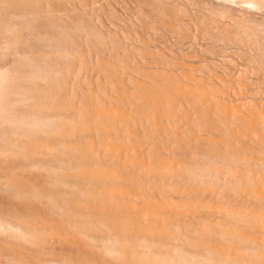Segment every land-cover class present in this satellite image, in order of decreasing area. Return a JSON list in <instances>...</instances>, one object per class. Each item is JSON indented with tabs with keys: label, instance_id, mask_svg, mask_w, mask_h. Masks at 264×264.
Segmentation results:
<instances>
[{
	"label": "bare ground",
	"instance_id": "obj_1",
	"mask_svg": "<svg viewBox=\"0 0 264 264\" xmlns=\"http://www.w3.org/2000/svg\"><path fill=\"white\" fill-rule=\"evenodd\" d=\"M2 1H0V4H2ZM11 1L12 0H10V2ZM13 1L11 2V4L14 3ZM16 1L20 2V4L16 5L15 4L17 3ZM16 1L14 3L16 7L20 5L26 7L27 4H30L27 2H31V0H24V1L16 0ZM35 1H32L35 3L34 5L37 4L39 6L37 8H41L40 4L42 2H40L39 0L38 2ZM45 1L43 0V3H45ZM50 1H48V3ZM63 1L58 0L57 3L62 4ZM84 1L87 2L84 3ZM156 1L157 0H155L154 2ZM246 1L248 2L249 0ZM252 1L254 4L255 3L254 0ZM252 1L249 2L251 3ZM255 1L258 2L259 4L261 0H255ZM82 2L83 4H81ZM97 2L98 1H95V3ZM127 2H125V4H127ZM131 2L130 4L133 3V5L136 3V2H132V3ZM237 2L235 0V3ZM262 2H264V0ZM3 3L4 4H2V6L4 5L3 7L5 8L7 3L6 5L4 1ZM48 3L46 2L42 6L43 10L41 11L43 12L38 11V9H36L37 5L33 7L30 5L33 10L30 11V8L28 9L27 8L28 5H27L25 9L26 10L28 9L26 13H29V15L26 16L24 10V12L22 11V13L23 15L25 14V16L24 17L23 15H21V17L19 16V20L21 19V21L22 20L24 21L26 17L30 18L29 20L30 22L29 21L27 22L29 25L26 24L28 25L27 26L28 28L24 24L25 28H27V31L30 25L36 26L34 30L39 28L40 31L42 27L44 29L45 27L44 25L46 23H50V24L55 23L54 24L55 26L52 24L51 25L54 26L55 28L57 25L59 27L57 28L62 31L61 33L56 32L61 34V36L59 35L61 37L60 39L61 45L63 44L65 45L64 51L63 49H61L64 48V46L61 48L59 47L60 49L58 48L55 49L57 51L59 50L58 52L56 51V54L59 53L57 54V56L59 55L58 58L57 57L55 59L52 58V56H54L53 54H55L54 52L55 50L45 51L47 44H50L49 42H47V44L45 43L46 44L45 50L42 49V47L41 48L37 47L38 46L37 44H35L37 46L35 45L32 46L33 43L28 44V48L25 56L22 54L23 55L22 57H24V59H20L23 60L24 63L26 62L25 64H27L28 63L27 61H29V63L31 62L34 65L35 64L37 65L36 67L37 70L36 69L33 70L34 72L37 71L39 74L37 72L36 73L33 72L35 76H32L34 74L32 73L30 74L29 72L31 71H24L23 75L26 74L25 72H28L31 78L34 79L33 81H35L32 83L33 84L35 83L34 85H36L37 83L41 82L42 83L40 84L41 86L35 89L34 85L28 81L31 85H33V88L36 91H31L32 88L31 89L26 88L27 89V90L25 89L26 91L25 90L22 91L25 86L24 87L22 86L23 89L20 87L22 90L17 87L18 89H20V91L15 89L13 90L12 88H11L12 91L11 90L9 91L8 89H6L8 86H9L8 88H10V86H17V85H13L16 82L21 83L20 81H15L16 80L15 78L17 77L18 80L19 77L20 79L19 74H22V70L21 73H18L19 71L16 70L18 75L15 74L16 77L14 78L13 76V79H15L13 80L11 74H9L10 71H12V69L11 70L9 69L10 71H8V69L5 68L7 67L6 66L7 63L5 62L6 65L5 63L3 65V63L0 62L3 66H5L3 67L2 65H0V120H1L0 131H3L2 128L5 130V128L12 126L14 127L12 128L15 129V126L17 125L15 122H18V125L20 123L22 124V125L20 124L21 126L20 125L16 126L18 128L21 127V129L19 128V131L16 129H15L16 131L14 130L11 131L8 130L7 128V130L1 132L0 135L1 136L0 143H2V147H0V171L2 172L0 174L2 175L1 176L2 180L0 181V183L2 184H0V187H2L4 191L7 188L5 191L6 193L10 192V195L7 193L10 197L6 193L3 194L5 195L6 198H2L0 195V264H264V113H263L264 108L263 110H261L264 102H261L258 96H256V93L258 92L254 91L252 93L254 94V96L252 95V97L256 98L257 101L259 100V102H261V103L258 102L261 105V109L257 108L258 104L257 103L255 104L256 101L255 99L253 100L254 104L249 105V103L253 102V101L249 102L248 100L251 97V93H250V97H247L248 99L245 97V94L243 96L245 99L243 100L240 99L241 98L240 95H243V93L239 95L241 91H238L239 93L237 91L235 92V89L232 88L233 82L230 81L232 85L229 84L230 82L229 83L227 82L228 84L225 83L226 81L223 82L224 80H226L224 79V77H222L224 79L223 81L222 79L220 80L222 81V83H225L224 88L228 86L227 87L228 89L229 85H231L232 87L230 88H232L233 90L232 89L229 90L230 93L228 94V92L224 88H221L219 86V84H221V86H223L224 84L222 85V83H219L217 85V82L219 81L215 82L214 81L215 79L214 80L210 79L211 76L214 77L213 75H211L214 69L212 70L211 68V71H209L210 69L208 70L211 76L208 75L207 78L209 77V80L205 81L204 75L206 74H204L205 72L203 73V71L205 70L202 69L206 68L207 64H211L208 63L209 58L205 57L206 55H202L204 58L207 59V60L205 59L207 61L206 67L204 65L205 63L201 64L203 62H200L201 64L200 66L193 64L192 62L191 64L193 65H191V68L188 67L189 69H187V67L184 65L186 67V71L183 70V68L185 69V67L180 66L186 62L181 63L178 61L180 59H184V58L186 59L187 57H189L190 54L188 56L186 55L185 57L184 55H182L184 58H180L179 60H177L178 64H176L177 62L176 63L173 62L177 65L175 66L173 63H171V60H169L170 55L169 58H166L167 56H164L165 51H159L160 54L163 53V56L166 58V59L161 58L166 60L165 62L166 65L162 64V62L164 63V61L158 57H157L158 60L155 57V60L151 61V63H153L152 65L151 63H149V60L147 64H144V62L146 63L147 60L145 59L146 56L144 54H146L148 50H146V47L144 46L145 47V48L143 47L145 49L144 52L146 51L147 52L143 53V51L139 49L140 48L139 46L138 48H136L137 46L134 45V44H138V42L137 43L134 42L136 41L140 42L143 39V37L140 36L141 32L140 34L136 33L137 30L133 32L139 34L138 38L141 39L135 40L134 38L135 37L137 38V35L134 36L132 32L131 35L130 33L128 32L126 33L124 31L125 32V33L123 32L125 34L124 42H126L129 39V37H131L133 41L135 40L134 42L131 41L132 43L129 42L126 44L127 45L131 44L129 46L136 53L135 56L133 52L132 54L134 56L131 57L136 58L138 56L137 58L139 59H137L136 61L141 59L142 62L140 61V63L137 62L136 64H131L129 63L130 58L129 57L127 58V56L126 58L125 56L123 57L122 53L120 54V52L119 53L116 52V54H112L113 56L111 55V53L110 55L107 56L105 55L106 54L105 53L104 54L105 57H104L103 56L104 51L103 52L100 51L102 52V57H100L99 54L98 56H93L92 58V54L94 55L95 52L93 51L94 53H92V50H90L91 45L89 46L88 50L86 49L87 52L85 50L86 47L84 46L88 43L91 44L92 43L91 40L97 41V44L102 42L103 39L102 37H104L102 35L103 30L98 32L97 31L98 29H96L95 32L94 26L99 25L104 27V24L102 23L107 19L105 15L106 13H104L103 11L106 17L105 20H103L104 18L101 19L99 17L100 14L96 15V17L98 16V19L97 18L94 19V20L97 19L93 23L94 31L91 27H89L91 28V30L87 29V31H84L86 32L84 33L86 38L85 45L83 46L82 44L83 42L80 41V44L82 45V47L80 48L78 39L81 40V37H78L77 34H74L72 29L78 27L80 30H82L81 28L82 25H80L81 27L77 25L79 24L77 22L78 19L76 21L77 24L74 23V20H72L74 25L76 24L75 28L74 27L71 28L73 25L72 22H71L72 25L68 23L70 21L69 20L70 18L73 19L72 17L73 14L71 15V10L72 12H75L74 10H76L75 9L76 6L74 5V2L68 3L69 7L63 10L62 12L58 11L59 10L58 9L57 11L60 12L59 14L57 13L56 10H53L58 7L55 5V8H51ZM50 3L54 6L56 2H54V4L53 1ZM81 3L79 2V4L83 6L86 4V5H90L92 8L93 7L96 8L95 3H94L95 6H92L94 5L93 2H91L92 5L87 4L90 3L88 0H82ZM109 3L111 2L109 1ZM139 3L141 2L139 1ZM147 3L145 5H147ZM187 3L188 0L186 4ZM201 3L203 4V2ZM207 3L208 2H206V4ZM211 4L213 5V3ZM238 4L240 3L238 2ZM258 4H256V6L254 5V7L263 8L264 4L261 3L260 4L261 6L260 5L257 6ZM98 5L100 4L98 3ZM189 5L190 4L188 3V6ZM8 6L9 8H11L9 2H8ZM90 6H86L82 9L85 12V8L87 7L91 8ZM147 6L149 7V5ZM172 6L174 5L172 4ZM200 6H202L201 8H204V6L206 5H200ZM215 6L218 7V9L215 7V10L216 9L219 10L220 5L219 6L215 5ZM247 6L248 5H246L245 7ZM14 7L15 6L13 5V8ZM139 7H137L136 11H138ZM161 7L162 9L158 10L159 13L162 15H167L168 11H166L165 9L166 6L165 7L161 6ZM181 7L182 6H180L179 8L177 6V8H179L178 10H180L178 11V13L179 14L181 13V15H183L181 16V18L185 17L186 15L188 19H186L185 17L184 19L182 18L180 20H182L183 25L185 22L187 24V21H184L185 19L189 20V23L191 22L190 23L191 25L193 22L192 19L194 14L192 15V17L191 15L189 16L190 13L189 14H187L186 12L184 13L185 10H183V8H185L186 11L189 12L190 10H188V7H184V4H183V8ZM195 7L196 6L193 5V9ZM210 7L212 8L213 6ZM222 7L220 9H222ZM233 7L236 8L235 6ZM13 8L12 11H10L9 9L6 10L5 8L6 11L5 14H7L9 11L14 13L15 10L21 8V6L15 8V10H13ZM64 8L65 6L63 7V9ZM140 8H143V10L140 9L139 13L141 11H144L145 9L143 6H141ZM159 8L157 7L153 9L157 10ZM238 8L240 10L242 7L241 8L237 7V9ZM257 8L254 10H258ZM121 9H126V8H121ZM129 9H127V11H129ZM248 9H245V11L246 10L248 11ZM79 10L81 9L79 8ZM227 10L228 9H226V11ZM0 11L1 14L2 13L1 8ZM54 11L56 12L54 13ZM89 11L91 10L89 9ZM171 11L175 12L176 10L174 9ZM229 11L230 10H228L227 12ZM93 12H95L94 9ZM120 12L119 14H121ZM132 12L134 13V11ZM213 12L215 11L213 10ZM213 12H211L212 15ZM227 12L225 13L224 11L226 15L222 14V16H226L228 19H226V17L224 20L221 18L223 21L219 18L221 16L220 13H219L220 16H217L218 17L217 20L220 19L222 21V22L219 21L220 23H224L225 20H229V17L227 16L229 14ZM234 12L232 16H236L235 14L237 13L234 14ZM248 12L250 13V11ZM260 12H262V10ZM19 13L22 14L21 11ZM56 13L58 14L57 16H59V19H57L56 17L57 21L55 22L53 20ZM88 13L86 12L87 15L86 17L88 16L90 17L93 14L92 12L91 15H89ZM108 13H110V11ZM178 13H173L172 15ZM243 13H244V9H243ZM243 13L242 10L239 12V14H241L240 15L241 20L239 19V16L238 17L236 16L239 23L241 22L240 25H243L245 28H248L247 24L250 27L252 22L255 23L260 19L258 22L261 25V29H263L262 28L263 24L261 22H264V15L262 16L260 14V17L259 16L257 17V13H256L255 19L256 17L259 19L256 20L253 19L255 22L253 20L251 22V18L253 17L252 15H249L251 17L249 18L251 22L249 25L248 16H245L246 14L244 13L245 14L244 15ZM12 14L11 13L8 14L11 15L10 16L11 21L18 19V16L16 15H20L18 13L14 14L17 17L16 18ZM114 14L117 15L118 13H114ZM135 14H130V15H134L136 18L138 13L135 12ZM179 14L177 15V17L176 16L174 17L177 19L179 16L180 18ZM216 14L214 15L216 16ZM116 15L115 16L113 15L114 19ZM198 15H200V13ZM198 15L196 17L197 21L199 18ZM202 15H203V11H202ZM202 15H200V17ZM149 16L155 18L154 16L151 15ZM149 16H147L146 18H149ZM167 16L166 17L161 16V17L167 18ZM215 16L213 17L215 18ZM232 16H230L231 17L230 19H232ZM261 16L263 17V19H261ZM8 17L9 16H7V19ZM137 17H138L137 18L138 21H140L142 18L144 20V17L142 16L141 18H139L140 14ZM172 17H170V20L172 19ZM190 17L192 19H189ZM213 17L212 19H214ZM1 18L2 17H0V19ZM5 18L6 17L4 16V19H2V21L3 20L5 21L6 20ZM82 18L84 17L82 16ZM175 18L174 20L172 19L171 22L167 21L169 20V18L167 20L165 19L167 23L165 22L166 26L165 25L163 26H165V29L167 27L165 32L173 26L172 27L173 29L172 28L170 29L173 32H169L170 30L168 31L169 33H171V35L174 33V35H172L171 37L173 38V36L175 37L178 36L176 37L177 40L179 39L182 40V37L184 36L180 37L181 36L180 32H184L183 30L185 29V27H189V26H186V24L185 26L181 25L182 28L181 27L179 28L183 30L179 31L178 27L174 28L172 22V21H176ZM152 19L150 18L149 20ZM199 19L203 20L202 18ZM204 19L208 21L209 18L208 19L204 18ZM10 20H8L9 21L8 24L11 25V23L12 24L15 23V21H13L14 22L13 23ZM19 20L17 23L18 25H19ZM92 20L93 19L91 18L90 21ZM159 20L162 21V19L160 18ZM180 20L177 21L180 22ZM90 21L88 20L87 23ZM210 21L212 20L210 19ZM5 22L4 24L3 22L2 23L0 22L2 27L4 25L3 28H6ZM118 22L121 21L119 20ZM198 22H196V24L193 22L192 25L195 26L198 24ZM230 22L231 24H229ZM135 23H133V25ZM151 23L152 22L148 23L147 25H152L153 23L152 24ZM159 23L164 24V21L162 22L159 21ZM204 23L206 24V22ZM210 23L206 24L207 29L208 26L211 27ZM214 23L216 24V22ZM225 23L228 25H232L231 20L229 21V23L228 21H225ZM17 24L15 23L14 27L13 25L7 26L8 31L10 30L11 32L12 29V28L9 29V27H13L16 29ZM91 24L92 23L90 22V25ZM162 24H160L161 28H162L161 26ZM218 24H216L215 26H217ZM156 25H158V23H156ZM175 25L179 26L177 24ZM201 25H202L201 28H204L203 24ZM260 25L258 26V28H260ZM49 26L50 25H48V27ZM116 26H119V24ZM191 26L189 28L190 30L192 28L195 29V27L192 26L191 28ZM198 26L197 28H199ZM23 27L24 26H22V29ZM54 27L51 28L50 26V29H53ZM86 27L87 25L84 26L83 28ZM130 27L132 28L133 26ZM135 27L136 26H134V28ZM221 27H223V25ZM238 27L240 28V26ZM251 27H256V26L251 25ZM3 28H2L3 31L5 30L7 31V29L4 30ZM95 28H98V26ZM100 28L101 27H99V30H101ZM118 28L119 27H117V29ZM151 28L150 29L146 28V29L147 31L151 30L155 32V34L156 32H159V29L161 30V28H159L157 29L158 31L157 30L155 31L153 30V28L152 29ZM226 28L229 29L231 28V26L228 27L226 25ZM226 28L225 29L222 28L224 34L226 33V31H224L226 30ZM232 28H234L233 25ZM58 29L57 30L54 29V30L58 31ZM119 29H123V28H119ZM124 29L126 30V28ZM212 29H213V25H212ZM222 29L220 30L219 28L220 31L218 30L219 32H221L220 34H222ZM18 30H20V27ZM188 30L185 29L186 32ZM210 30L209 32L210 34H212ZM245 30L246 29H242V31L241 30L239 31H241L240 33L244 31L245 34L247 33L245 32ZM255 30L254 31L250 30V31H252V33L256 32L254 35L259 34L257 32L260 30L258 31ZM16 31L17 29L15 30V35H16L15 39L16 38L19 39V37H17V35L19 36V34H17ZM82 31L80 32L82 33ZM104 31L106 32L108 30H104ZM151 31H149L150 34L152 33ZM232 31L230 33H233ZM250 31L248 32V34L250 33ZM18 32L22 33V31H18ZM28 32L30 34L31 30L29 29ZM35 32H37V35L40 33L38 32V30ZM115 32L118 31L116 30ZM121 32L122 30H120V33ZM165 32L163 34H166ZM12 33L14 35V30H12ZM26 33H24V35ZM46 33H47V29H46ZM260 33H262V30ZM0 34L2 35V37L3 35H6V39L8 37L7 34L9 36L12 35L9 33L2 34V32ZM126 34L127 35L130 34L131 36L126 37ZM188 34L189 33H187V35ZM195 34L191 33V37L193 36L194 40L197 39V35ZM13 35L11 37H13ZM42 35H45V33ZM76 35L78 39L76 38ZM82 35L83 34H81V36ZM108 35H110V33ZM229 35L234 37V35H237V32L236 34L234 33V35L233 34H229ZM254 35L251 34L252 38L254 37V41L253 40L252 41L254 44H257L256 46L260 50V47H258V45H261L259 39L263 37L261 43L264 44L263 43L264 34L263 35L261 34L259 38H256V36L258 37L259 35L256 36ZM50 36L48 37L50 38ZM122 36L121 35L119 36L120 44L122 42L121 41ZM132 36L134 37L132 38ZM165 36L166 35H164V37ZM188 36L190 37V35ZM243 36L245 37L248 36V38L251 37V36L249 37V35L247 36L243 35ZM43 37L44 36H42V38ZM48 37L46 36V38L44 37L43 39L45 40ZM108 37L110 38V36ZM155 37L153 38V40L156 39ZM187 37L184 38L183 40L187 39ZM213 37H211L212 41H213ZM20 38L22 39V41H25L27 37L22 38V36H20ZM37 38L36 40H38ZM51 38L53 39L54 37ZM104 38H107V36H105ZM224 38L227 39L226 37ZM231 38L232 37H230L229 39L231 40ZM43 39H40V41H42ZM241 39L243 38L241 37ZM57 40H59V38ZM106 40L107 39H104L103 42L104 43L108 42ZM114 40L112 41L113 43H111L113 45L115 42ZM148 40H150V38ZM4 41L1 42L3 43ZM198 41H207V40L198 39ZM225 41H228V39ZM237 41H239L238 38ZM245 41L247 40L245 39ZM143 42L148 43L149 41L144 40ZM143 42H141V44L139 45H142ZM150 42H152V40ZM173 42L171 43L173 44ZM231 42L233 43V41ZM12 43L14 42L12 41ZM23 43L21 44L23 45ZM25 43L24 45L26 46L27 44ZM41 43L39 42L38 44L42 46ZM202 43L199 42L198 45L200 44L202 45ZM239 43L241 44V42ZM15 44H11L10 46L11 50H9L10 52L12 51L13 48L12 45L15 46ZM21 44L18 43V47ZM51 44L50 46L48 45V47H51ZM102 45L106 46L104 44ZM192 45L194 46V41ZM6 46L8 48L9 45H5V47ZM53 46L55 48V45ZM212 46H215V44ZM83 47L84 49H82ZM108 47L107 49H110ZM1 48L4 50L3 47ZM198 48L199 47H197V49ZM226 48L228 47H225V49ZM49 49L50 48H48V50ZM51 49L53 50V48ZM122 49L119 51H122ZM165 49L167 50L169 49V47ZM174 49H176V47ZM3 50H1L0 52L1 54L3 53ZM60 50L63 51L62 55L60 54L61 53ZM153 50L151 52H153V56H155L154 52L157 51L155 50L153 51ZM175 51L177 50H174L173 53V51L170 50V52L173 55H175ZM180 51L185 52L184 49H180ZM205 51L208 52L206 47H205ZM124 52L125 51H123V53ZM190 52L191 51H189V53ZM202 53H206V52H202ZM220 53L223 52L221 51ZM250 53L248 52V54H246L245 52L246 55L252 57ZM256 53L258 54V51ZM224 54H226V52ZM233 54L238 55V53L237 54L233 53ZM5 55H3V57ZM63 55L66 56L64 57ZM126 55L130 56L131 53L130 55L126 53ZM156 55L158 56L157 53ZM193 55L195 54H191V57ZM9 56L11 57L12 55ZM14 56H16V54H14ZM151 56L150 59L153 58ZM160 56H162V54ZM197 56L198 55L196 54V56H193V58L194 57L197 58ZM230 56L232 55L230 54ZM241 56H243V54ZM50 57L54 59V62H52L53 60ZM94 57H95L94 60L95 63L91 61L90 63H88L90 59H92L93 61ZM173 58L174 56L171 57L172 61ZM231 58L229 57V59ZM188 59L190 60L191 58ZM220 59L224 60L226 58L222 57ZM159 60L161 63L158 62ZM247 60L249 61V59ZM252 60L253 59H251V61ZM259 60L261 61V59ZM235 61L236 60L234 59V63ZM18 62H15L14 65ZM51 62L53 66L56 63L55 67L58 70V73L56 72L57 73L56 77L54 75L53 79L51 76H53V72L56 70L51 71L52 70L51 68L53 67L50 64ZM131 62L135 63L133 61ZM216 62H218V60ZM226 62H223V64ZM13 63L11 62V64ZM218 63L221 64V62ZM256 63L258 64L259 62ZM41 64L42 65L45 64V66L39 68L40 66H42ZM197 64L199 63L197 62ZM212 64H214L215 66L214 62ZM253 64L252 66L257 65V64L254 65ZM21 65L22 64H20V66ZM195 65L199 67H201L202 65L204 66L201 67L202 69H200L199 67L193 68V66ZM26 66L27 65H25L24 67ZM35 66L33 67L35 68ZM9 67L11 66L9 65ZM178 67H183V68L182 69L179 68L181 70H178ZM238 67L239 66L237 65L236 69H238ZM248 67L247 69L250 70L251 67L250 68ZM257 67L256 70H258ZM49 68L50 70L48 71H50L51 76L47 71V69ZM38 69L39 71L41 69L46 73L43 72L41 73V71L39 72ZM217 69H222V67ZM226 69H228L227 66ZM262 70H264V68ZM228 71H232V70H228ZM253 71H255V69ZM253 71H252V75H254ZM236 72H238V70H236L235 73ZM240 72L241 74L245 75V76L242 75L243 77H246V75L251 73V71L248 72L247 70L248 74H244L246 72L244 71L243 68L241 71L239 70L238 75L240 74ZM230 73L231 72H229L228 75H230ZM9 75L11 77H9ZM23 75H21V79ZM220 75L221 73L216 76L218 77ZM44 76L45 77L47 76L48 79H51L48 81H52V80L53 81L50 83L48 82V84H46L44 80L47 81V79H45ZM231 76H233V73L231 74ZM235 76H233V78ZM27 77L29 78V76H26L24 77V80ZM9 78H11L12 80ZM31 78L29 79L31 80ZM42 78L45 84L43 83ZM241 78L239 77V79ZM36 79L39 82L36 83ZM234 80L236 79L234 78ZM262 80L264 79H261V81ZM10 81L11 83L13 81L12 85H8ZM236 81L239 82L238 84L239 87L241 83L239 80ZM255 81L254 84L257 82ZM250 82L251 81H249L248 82L249 84L247 83V85H250L253 81L251 83ZM263 82L264 81L258 82V84H261ZM243 86H245V84ZM255 86H257L256 88L258 89V85L255 84ZM234 87L237 88L235 85ZM248 87L245 88L247 89ZM5 89L7 91H5ZM239 89L241 90V88ZM259 89H260V85H259ZM14 91L16 94L14 93ZM231 91H233L234 94H232ZM247 91H245L246 96L248 94ZM235 93H238L236 95H239L237 96L239 98H235L236 97ZM262 94L264 95V92H262ZM252 97L251 100L253 99ZM22 105L26 106L27 109L26 107L25 109L24 108L21 109ZM12 114L15 116H13ZM2 121L4 123H2ZM11 123H13L12 126H10ZM2 124H6L7 126ZM14 197L19 200H16ZM10 208L12 209V211ZM5 209L7 210L10 209L9 213H12V217L10 220L7 218L8 216H10V214L7 216Z\"/></svg>",
	"mask_w": 264,
	"mask_h": 264
},
{
	"label": "rangeland",
	"instance_id": "obj_2",
	"mask_svg": "<svg viewBox=\"0 0 264 264\" xmlns=\"http://www.w3.org/2000/svg\"><path fill=\"white\" fill-rule=\"evenodd\" d=\"M0 1H2V0H0ZM3 1L5 2V5H6V3H7V5L5 6L6 10L9 9L10 11H12L13 5L15 6V7L13 8V10H15V8H18V7H20V6H21V8L16 9L17 11L15 10L14 13H13V12H10V11L8 10L9 12L7 11L8 13L5 14L6 11H5V8L3 7L4 5L2 6V4H4ZM3 1H2V4H0V5H1L0 8H1V10H2V13L5 14V15H3L2 13H1L2 15L0 14V17H2V18L0 19V22H1V23L3 22V24H4V22L7 20V21H6L7 23L5 22V26H6V28H3V27H4L3 24H2L3 27L1 26V24H0V26H1L4 30L7 29V31H8L7 26L10 25V24H8V23H9L8 20L11 19V17H10L11 15H8L9 13H11V14L13 13L12 15L15 16L14 14H17V13L20 14V13H19L20 11H21V13H22V11L24 12V10H25L24 13H25L26 16H27V15H29V13H26V12L28 11V9L30 8V11H33L32 8H31V6L33 7V6H36V5H37V4L34 5L35 3L32 2V1H35V0H31V2H27V3H30V4L25 3V4L28 5V7H27V5H26V7L28 8V9L26 10V9H25L26 7H23V5H20V6L16 7V5L20 4V2H18V1H16V0H15V1H16L17 3H15V1L12 0L16 5H15L14 3L11 4L12 1L10 2V0H6V1L3 0ZM20 1H21V0H20ZM23 1H24V0H23ZM36 1L38 2V0H36ZM36 1H35V2H36ZM39 1L42 2V3L40 4V7H41V8H37V7H39V6L37 5V6H36V9H38V11H41V10H43V7H42V6H43L46 2L48 3V1H50V0H48V1H47V0L45 1V0H44L45 3H43V0H39ZM52 1H53V4H54V2L57 3L58 0H56V1H55V0H51L50 2H52ZM62 1H63V0H62ZM64 1H65V0H64ZM64 1L62 2V4H61V3H57V4L55 3L54 6H53L50 2H49L48 4L50 5L51 8H55V5H56L58 8L53 9V10H56V11H57V10L59 9L58 11L62 12L63 10H65V9H67V8L69 7V4H68V3H71V2L73 3V2H74V5L76 6V8H75L76 10H74L75 12H72V10H71V15L73 14V16H72L73 19L70 18V19H69L70 21H69L68 23L71 24L72 20H74V23H76V24H77V22L79 23V24H77V25H79V27H81L80 25H82L81 28H82L83 31L80 30L78 27H77V28H78V30H77V28H75V27H76V26H75L76 24L74 25L73 22H72L73 25L71 24V25H72L71 28H73V27L75 28V29H72V30H73L74 34H77L78 37H81V40H80V39H78V37H77V35H76V38L78 39L79 44H80V41H81V42H83V43H82L83 46L85 45V39H86V38H85V35H84V33H86V32H84V31H87V29L91 30V28L93 29V26H94L93 23L98 19V16L96 17V15H99V14H100L99 17H100L101 19L104 18L103 20H105L106 17H107V19H108V20L106 19L107 21H106V20H105V21L102 20V21H103L102 24H104V27L97 25L98 28H95V27H97V26H94L95 32H96V29H98V30H97L98 32L103 30V34H102V32H101V34H102L104 37L107 36V38L102 37V38H103V39H102V42L100 41L102 44H104V45H106V46H103L101 43H98V44H97V41H95V40H91V39H90V40H91L92 43H91V44L88 43V44H86V45L84 46V47H86L85 50H86V49L88 50V49H89V46L91 45L90 50H92V53L95 52L94 55L91 53V54H92V58H93V56H98L99 54H100V57H102V52H103V51H104V52H103V56H104L105 53H106L105 55L108 56V55H110V53H111V55H112V54H116V52H118V53L120 52V54L122 53V56H123V57L125 56V58H126V56H127V58H128V57L130 58L129 63H131V64H136L137 62L140 63L141 59L138 60V61H136L137 59H139V58H137L138 56H137L136 58H135V57H131V56H134V55L136 56V53H135L134 50L131 49V47L129 46V45H131V44H128V45H127L126 43H129V42H131V41L134 42L135 40H139V39H141V38H138V35H139L140 32H141V35H140V36L143 37L142 41H140V42H139V41H136V42H134V43H137V42H138V44H134V43H133V44L137 46L136 48H138V46H139V47H140L139 49H141V50L143 51V53H146V52H147V51L144 52V50H145L144 48H145V47H146V50H148V52H147L146 54H144V55L146 56L145 59H147V60H146V63L144 62V64H147V63H148V60H149V63H151L152 60H155V57H156V58L158 57V58L161 59V58H165L164 56H167L166 58H169V55H170V59H169V60H171V63H173V62L176 63L177 60H179L180 58H184L186 55L188 56V55L190 54L189 57L186 58L187 60L184 58L185 60H184V59H180V60H183V61H180V60L178 61V62H181V63H182V62H183V63L186 62V63H184L183 65H180V66H183V67L186 66L187 69H189V68H191V65H193V64H196V65H199V66H200L201 64H204V63H205L204 65H205V67H206V64H207V61H206V60H207V59L204 58V57L202 56V55H206L205 57L209 58V59H208V61H209L208 63H211V64H207V67H208V66H209V67L211 66L210 68H209V67H208V68L206 67L207 69H206V68H203V69H202L201 67H203L204 65H202L201 67L196 66V65L193 66V68H194V67H199L200 69L205 70V71H203V73L205 72L204 74H206V75H204V77H205L204 80H205V81L209 80V77L207 78V76L210 75V74H209V71H211V68H212V70H213V69H214V70H213L212 73H211V72H210V73H211V75H213L214 77H212V76L210 75V76L212 77V78L210 77V79H213V80L215 79V80H214L215 82H216V81H219V82H217V85H218L219 83H222V81H223L224 79H226V80H224L223 82H225V81H226L225 83H227V82L229 83L230 81L233 82V85H232L231 82L229 83V84H231V85L233 86V87H232L231 85H229V88H230V87L234 88V89H235V92H236V91H237V92H238V91H241L240 93L238 92L239 95H240L241 93H243V95H240V96H241L240 99H242V100L245 99V98L243 97L244 94H245V97H246V98H247V97H250V93H251V97H252V95L254 96V94H252V93L255 91V92H258V93H256V96H258L259 100H261V102H264V99H263V98H264V95L262 94V92H264V91H263V89H264V82L261 83V84H258V82H262V81H264V80L261 81V79H264V76H263V75H264V73H263L264 70H262V69L264 68V64H263V63H264V59H262V58H264V55H263V54H264V52H263V51H264V46H263L264 44L261 43L263 37H261V39H259L260 44L262 45V46H261V45H258V47H260V50H259V48H257V46H256L257 44H254V43H253V41H254V37L252 38V36H251V34L254 35V34L256 33V32H255V33H252V31H254L255 29L260 30V31L255 30V31H258L257 33H259V34H256V35H259L258 37H257L256 35H254V36H256V38H259L261 34H262V35L264 34V31H263V30H264V22H261V23L263 24V25H262V28H263V29H261V25H260V23L258 22L260 19L257 18L258 16L260 17V14H261L262 16L264 15V5H263V8H260V7H258V8H257V7H254V5L256 6V4H258V2H256L255 0H254V2H255L254 4H253V1H252V0H249V1H252L251 3H250L249 1L247 2L246 0H244V1H243V0H242V1H241V0H236V2L238 1L240 4H238V2L235 3V0H231V2H230V0H228V1H227V0H212V1H211V0H208V1H205V0H195V1H194V0H193V1H192V0H188V3L190 4L189 6H188V3L186 4L187 0H180V1H179V0H174V1H172V0H170V1H169V0H167V1H166V0H165V1H164V0H161V1H160V0H157L156 2H154L155 0H139L141 3H139L138 0H134V1H133V0H123V1H122V0H116V2L119 1L118 3H116L115 0H109L112 4L109 3L108 0H106L107 2H106L105 0H101V1H100V0H92V1H91V0H88L90 3H87V4H91V5H92L91 2H93V4L95 3V1H98V2L95 3L96 6H95V4L92 5V6H95L96 8H94V7L92 8L90 5H86V4H85L86 6H90V7H91V8H88V7H87L88 9L85 8V12H84V10H83L82 8H84V7H86V6H85V5H84V6L81 5V4H83V2L81 3L82 0H77V1H79L81 4H79V2H77L76 0H72V1L67 0V1H65L66 3H65ZM69 1H70V2H69ZM99 1H100V2H99ZM127 1H128V2H127ZM131 1H132V2H136V3L133 5V3H132ZM142 1H143V2H142ZM150 1H151L152 3H151ZM158 1H159V4H158ZM178 1H179V2H178ZM199 1H200V2H199ZM221 1H222V2H221ZM223 1H225V2H223ZM262 1H263V0H261L257 6H259L261 3L264 4V2H262ZM8 2L10 3L11 8H9V6H8ZM85 2H87V1H84V3H85ZM114 2H115V3H114ZM125 2H127L128 6H127V4H125ZM130 2H131L132 4H130ZM147 2H148V3H147ZM170 2H171V3H170ZM172 2H174V3H172ZM177 2H178V3H177ZM201 2H203V4H202ZM206 2H208V3L206 4ZM210 2L213 3V5H212ZM214 2H215V3H214ZM217 2H219V3H221V4H219V3H217ZM227 2H228V3H227ZM229 2H230L231 7L235 6L236 8H234V7L231 8L230 5H229ZM233 2H234V3H233ZM242 2H243V3H242ZM21 3H22V2H21ZM31 3H32L33 5H32ZM63 3H64V4H63ZM98 3H99L101 6H103V7H101L100 5H98ZM103 3H104V4H103ZM108 3H109V4H108ZM146 3H147V5H149V7H148L147 5H145ZM154 3H155V5H154ZM160 3H161V5H160ZM166 3H167V4H166ZM175 3H176V4H175ZM180 3H181V4H180ZM193 3H194V4H193ZM197 3L200 4V5H206V6H204V8H201L202 6L198 5ZM204 3H205V4H204ZM231 3H232V4H231ZM241 3H242V4H241ZM246 3H247V4H246ZM59 4L62 5V6H60ZM65 4H66V5H65ZM67 4H68V6H67ZM105 4H108V5H105ZM116 4H117V5H116ZM122 4H123V6H122ZM156 4H157V5H156ZM162 4H164V5H162ZM172 4H173L174 6H172ZM179 4H180V5H179ZM183 4H184V7H188V10H190L189 12H187L186 9L183 8ZM195 4H196V5H195ZM209 4H211V5H209ZM222 4H223V5H222ZM225 4H228V5H225ZM233 4H235V5H233ZM30 5H31V6H30ZM51 5H52V6H51ZM63 5L65 6L64 9H63V7H64ZM97 5H98V8H97ZM104 5H105V6H104ZM125 5H126L128 8H127ZM135 5H136V6H135ZM137 5H138V6H137ZM159 5H160V6H159ZM186 5H187V6H186ZM193 5L196 6L194 9H193ZM215 5H217V6L220 5L219 10H217L218 7H216ZM240 5H241V6H240ZM246 5H248V6L245 7ZM7 6H8V8H7ZM24 6H25V5H24ZM81 6H83V7H81ZM107 6H108V7H107ZM113 6H115V7H113ZM116 6H117V7H116ZM121 6H122V7H121ZM139 6H140V7L143 6L146 10L144 9V11H141V12L139 13L140 9L143 10V8H140ZM151 6H152V7H151ZM161 6H164V7L166 6L165 9H166V11L169 12V13L167 12V15H169V16H167V15H162V14L159 13L158 10H161V9H162ZM177 6H178L179 8H180V6H182L181 8H183V10H185L184 13H185V12H186L187 14L190 13L189 16L191 15V17H192V15L194 14V15H193V19H192L191 17H190L189 19H192L193 22H194L195 24H196V22H198V21L200 20V21L198 22L197 25L194 24L195 26L192 25V24H193V22H192L191 25H192L193 27H195V29L192 28V26L190 25L191 22L189 23V20H186V19H188V17H186V15H185L186 19H185L184 21H187V24H186V22H185L184 25H183V22H182V20H180V19H182V18L184 19L185 17H182V18H181V16H183V15H181V13H180V14L178 13V11H180V10H178L179 8H177ZM191 6H192V7H191ZM197 6H198V9H197ZM210 6H213V7L211 8ZM222 6H223V7H222ZM227 6H228V7H227ZM260 6H261V5H260ZM60 7H61V9H60ZM77 7H78V8H77ZM111 7H112V8H111ZM131 7H132V8H131ZM137 7H139L138 11H136V10H137ZM157 7H158V8L161 7V8H159V9H157V10H156V9H153V8H157ZM164 7H163V8H164ZM167 7L171 8V9H169V8H167ZM190 7H191V8H190ZM205 7H206L207 9H206ZM215 7L217 8L216 10H215ZM221 7H222V9H220ZM237 7H240V8L242 7V8L239 10V8L237 9ZM253 7H254V8H253ZM3 8H4V11H3ZM79 8H80L81 10H79ZM108 8H109V9H108ZM113 8H114V9H113ZM115 8H116V9H115ZM119 8H120V10H119ZM121 8H126V9H121ZM129 8H130V9H129ZM150 8H151V9H150ZM210 8H211V9L214 8L213 10H214L215 12H213V10H211ZM225 8L228 9V10H230L232 13H231L230 11L227 12L228 10L226 11ZM248 8H249V9H248ZM256 8H257L258 10H254V9H256ZM19 9H20V10H19ZM22 9H23V10H22ZM39 9H40V10H39ZM86 9H87V10H86ZM89 9H90L91 11H89ZM93 9H94L95 12H93ZM95 9H97V10L99 9L100 11H99V10L97 11V10H95ZM106 9H107V10H106ZM127 9H129V11H127ZM132 9H133V10H132ZM174 9L176 10L175 12L171 11V10H174ZM195 9H196V10H195ZM200 9H202V10H200ZM209 9H210L211 11H210ZM231 9H232V10H231ZM234 9H236V10H234ZM243 9H244V13H245L246 15L243 13ZM245 9H248V11H250V13H249L247 10H246V11H247V13H246ZM250 9H251V10H250ZM252 9H253L254 11H253ZM78 10H79V11H78ZM101 10H102V11H101ZM108 10L110 11V13H108V12H109ZM115 10H116V11H115ZM117 10H118V11H117ZM125 10H126V11H125ZM130 10H131V13H130ZM147 10H148V11H147ZM163 10H164V9H163ZM193 10H194V13H193ZM197 10H198V11H197ZM206 10H208V11H206ZM223 10L225 11V13L227 12V13L229 14V15H227V16L229 17V20H225V21H228V23H229V21L231 20V21H232V25H233L234 28H232V25H228V24H226L227 22L225 23V21H224V23H220V22H219V21H221L222 19L224 20L225 17H226V16H222V14H225ZM237 10H238L239 12L242 10V13H243L245 16H248V19L251 18L249 15H252L253 18H251V22H252L253 19H254V20L259 19L258 21H256L257 23H256L254 20H253V21H254L255 23H253V22L251 23V22H250V19H249V20L246 19V20L249 21V25H250V23H251L252 26L255 25L256 27H251V25H250V27H249L248 24H247V27H248V28H245L243 25H240L241 22L239 23L237 17L239 16V19H240V15H241V14H239V12H238ZM259 10H260V11L262 10V12H260ZM56 11H54V13H55ZM58 11H57V13L59 14L60 12H58ZM80 11H81V12H80ZM82 11H83V12H82ZM103 11H104V13H106V14H105L106 17H105V15H104ZM120 11H122V12H120ZM132 11H134V13H133ZM153 11H154V12H153ZM166 11H165V12H166ZM199 11H200V12H199ZM202 11H203V15H202ZM204 11H205V12H204ZM217 11H218V12H217ZM220 11H221V12L223 11V12L221 13ZM234 11H235V12H234ZM236 11H237V12H236ZM252 11H253V12H252ZM256 11H259V12H256ZM0 12H1V11H0ZM41 12H43V11H41ZM44 12H45V11H44ZM77 12H78V13H77ZM86 12H87V13L90 12V13H88L89 15H91V14L93 13V14H92L93 16L91 15L90 17H89V16L86 17V16H87V15H86ZM91 12H92V13H91ZM101 12H102L103 14H102ZM119 12H120L122 15L119 14ZM127 12H128V13H127ZM135 12L138 13V15L140 14V17H139V18H141V16L144 17V20H143V18L141 19V20H143V21H141V20L139 19V20L141 21V22H140V21H138V19H137V18H138V17H137L138 15L136 16V18H135L134 15H130V14H135ZM143 12H144V14H143ZM145 12L147 13V15H146ZM155 12H156V13H155ZM171 12H172V13H171ZM181 12H183V11H181ZM191 12H192V14H191ZM195 12H196V13H195ZM197 12H198V13H197ZM207 12H208V13H207ZM211 12H213V15H212ZM233 12H234V14H235V13L238 14V15L235 14L237 17H236V16H232V15H233ZM251 12H252V13H251ZM255 12L257 13V17H256V19H255V14H256ZM50 13H51V12H50ZM57 13L55 14V17H54V20H53V21H55V22L57 21V19H59V16H57V15H58ZM82 13H83V14H82ZM114 13H118V14L116 15V14H114ZM126 13H127V14H126ZM150 13H152V14H150ZM154 13H155V14H154ZM158 13H159L160 15H159ZM173 13H178V14L180 15V18H179V16H178L179 19H178V18L176 19L174 16L177 17L178 14H174V15H172ZM184 13H183V14H184ZM199 13H200V15H202L201 17H200V15H198ZM204 13H207V14H204ZM216 13H217L218 15H217ZM219 13H220L221 16L219 15ZM248 13H249V14H248ZM253 13H254V14H253ZM25 14L23 15V13H22V14H20V15H16V16H18V19H16L17 17L15 16V17H16V18H15L16 20H13V21H15V23L17 24V23H18V20H19V16L21 17V15H23V17H24ZM76 14H77V15H76ZM84 14H85V15H84ZM107 14H108V15H107ZM109 14H110L111 17L109 16ZM141 14H143L144 16L141 15ZM153 14H154V15H153ZM195 14H196V15H195ZM208 14H209V15H208ZM214 14H216V16H215ZM6 15L9 16L8 19H7V16H6ZM31 15H32V14H31ZM74 15H75V16H74ZM81 15H82L84 18H82ZM113 15H114V16L116 15L115 19L113 18V17H114ZM124 15H126V16H124ZM129 15H130V16H129ZM135 15H136V14H135ZM149 15L154 16L155 18L150 17ZM197 15L199 16V18H202L203 20H201V19L198 18V21H197V18H196ZM207 15H208V17H207ZM211 15H212V16H211ZM225 15H226V14H225ZM253 15H254V16H253ZM4 16L6 17V18H5L6 20H5V21H4V20L2 21V19H4ZM94 16H95V17H94ZM118 16H119V18H118ZM120 16H121V17H120ZM147 16H149V18H146ZM161 16H164V17L167 16V18H164V17H161ZM172 16H173V17L175 18V20H176V21H172V22H173V25H174V28H176V27H178V28L181 27V28H182V26H185V24H186V26H189V27H185V29L188 30V29L190 28V26H191V28L194 30V31H193V30L191 29V30H192V31H191V30L189 29L188 31H191V32H188V31L186 32L185 29L183 30V29L179 28V31H180V30H181V31H182V30L184 31V32H180V33H181V36H180V37L184 36V37H182V40H183L184 38H186L188 35H190V37H191V33H194V34H195L196 31H197V32H196L195 35H197V39L194 40L193 36H192L191 38L188 36L187 39L183 40V42H182V40H180L179 38H178L179 40H177L176 37H178V36H176V37L173 36V38H172L171 36L174 35V33H173L172 35H171V33H169V32H173L172 30H170V29L173 27V26H172V27L170 28L171 25L169 26V28H170L169 30H170V31L167 30V31L165 32V30L167 29V27H166V29H165V26H166V25H165V22L167 23V21H168V22H171L172 19L174 20V18H173ZM187 16H188V15H187ZM194 16H195V17H194ZM203 16H204V18H206V19L209 18L208 21L205 20V19L203 18ZM205 16H206V17H205ZM210 16H211V18H210ZM213 16H215L216 19H215ZM217 16H220L219 18H220V19L222 18V19H221V20H220V19L217 20V18H218ZM230 16H232V19H230V18H231ZM262 16H261V19H263ZM56 17H57V19H56ZM93 17H94V18H93ZM108 17H109V18H108ZM130 17H131V18H130ZM170 17H172L171 20H170ZM212 17H213L214 19H212ZM28 18H29V17H26L27 20L24 19V18H22V19H24V21L26 20L25 22H24L23 20L21 21V19H20V20H19V25H18V24H17L18 26L16 25V27H17V28H16V29H17L16 33L19 34V36L17 35V37H19V39H17V38L15 39V37H16V35H15V30H16V29L13 28L14 25H15V23H14L13 21L10 20L11 22L14 23V24L11 23V25H13V27H9V29L12 28V29H11V32H10V30H9L8 32L5 30V31H6V32H5V31H3L2 28L0 27L2 34L9 33V34H12V35H13L12 30H14V35H15V36L13 35V37H14V38H13V37H11L12 35L9 36V35L7 34V36H8L7 39H10V38H11V39H10L11 41H10V40H7V39H6V35H3V37H2V35L0 34V35H1V36H0V40H1V41H4V40L6 39L5 41H6V42H7V41L9 42V44H8V42L6 43V42L4 41L5 43H4V42L2 43V42L0 41V42H1L0 45H3V46H0V49L3 50V49L1 48V47H3L4 50L6 49V50L8 51V52H7L6 50H5V51L3 50V53H2L3 55H5V52H6V55H5L4 57H3V55L0 53V54H1V55H0V57H1V58H0V62L3 63V65H4V63L6 62L7 65H6V63H5V65H6L7 67L3 66L1 63H0V65H2L3 67L7 68L8 71H10V70L12 69V71L14 70V71L16 72V73H15L14 71H13V72L10 71V73L8 72L9 74H11L12 79H13V76H14V78H15L16 75H18V73H21V70H22V74H19L20 79H19V77H18V80H17V77L15 78L16 80L13 79V80H15V81H20L22 84L16 82V83H14L13 85H17V86H10V88H8V87H9V86H8L6 89H8L9 91H10V90L12 91V89H13V90L15 89V90H19V91H20V89L22 88V86H23V87L25 86L24 89L22 88L23 90L21 89L22 91H24L26 88H29V89L32 88L31 91H36L35 89H36L37 87L39 88V86H41L40 84H42L41 82H40V83H37V82H39V81H37V79H36V83L39 84V85H37V84L34 85L35 83L33 84L32 82H35V81H33L34 79L31 78V76H30L31 73L34 74V73L37 72V71H36V70H37V69H36L37 65L35 64V65H36V66H35V65H34L33 63H31V62L29 63V61H27V62H28L30 65H29L28 63L25 64L26 62L24 63L23 60H20V59H24V57H22V56H23V55L25 56V54H26V52H27L28 44H30V43L32 44V43H33L32 46H34L35 44H37L38 46H37V45H35V46L40 47V48L42 47V49L45 50V45L47 44V42H49L50 44L52 43V44H51V47H48V45L50 46V44H47V47H46V50H45V51H54L56 48L60 49V48L63 47V46H64V48H61V49H63V51H64V49H65V45L63 44V42H62L63 45H61V40H60V39H61V37H60L61 34H60V33H61L62 31H61L60 29H58L59 27H58L57 25H56V28L58 27V28H57L58 31H55V30H57V29L54 27V26H55V25H54L55 23H54V24L51 23V24L54 25V26H52L50 23H46L47 26H46V24L44 25V26H45V27H44L45 31H44L43 27L40 29V31H39V28H37L36 30H34L36 26H33V25H32V26L34 27V28H33V27L30 25V26H29V29L31 30V32H30L31 35H30L29 32H28L29 29H28V31H27V28H28L27 26L29 25L27 22L30 20V18H29V19H28ZM86 18H87V19H86ZM91 18H92L93 20H94L95 18H97V19L94 20V21L92 20V21H93V22H92V21H90ZM100 18H99V20H100ZM150 18H151V19L153 18L154 20H153V19H152V20H149ZM159 18L162 19V21H164V24L159 23V21L162 22L161 20H159ZM168 18H169V20H167ZM194 18H196V19H194ZM12 19H13V17H12ZM55 19H56V20H55ZM77 19H78V21H77ZM82 19H83V20H82ZM84 19H85V20H84ZM117 19H118V20H117ZM131 19H132V21H131ZM145 19H146V21H145ZM157 19H158V22H157ZM163 19H164V20H163ZM165 19H166L167 21H166ZM210 19L213 21V23H212V21H210ZM226 19H228V18L226 17ZM233 19H234V20H233ZM235 19H236V20H235ZM80 20H82V21H80ZM88 20L92 23V24H91L92 26L90 25V22L87 23ZM119 20H120L121 22H118ZM125 20H126V21H125ZM127 20L130 21L131 23L128 22ZM133 20H135V21H133ZM136 20H137V22H136ZM177 20H180V22L177 21ZM192 20H190V21H192ZM214 20H216V21H214ZM223 20H222V21H223ZM240 20H241V19H240ZM76 21H77V22H76ZM102 21H101V22H102ZM108 21H110V22H108ZM114 21H115V22H114ZM155 21H156V22H155ZM195 21H196V22H195ZM203 21L206 22V24H208V23L211 22V23H210V26H211V27L208 26V29H207V28H206L207 25H206ZM222 21H221V22H222ZM244 21H245V20H244ZM23 22H24V23H23ZM29 22H30V21H29ZM85 22H86V23H85ZM104 22H107L108 24H107V23H104ZM111 22H113V23H111ZM123 22H124V23H123ZM125 22H126V23H125ZM135 22H136V23H135ZM142 22H143L145 25H144ZM147 22H148V23L152 22L153 24L151 23L152 25H147V24H148ZM174 22H175V23H174ZM181 22H182V23H181ZM200 22H201V23H200ZM202 22H203V23H202ZM207 22H208V23H207ZM214 22H216V24L219 23L220 25L218 24L217 26H215L216 24H215ZM22 23H23V24H22ZM83 23H84V25H83ZM109 23H110V26H109ZM120 23H121V24H120ZM122 23H123L125 26H124ZM128 23H129V24H128ZM133 23H135V24L133 25ZM154 23H155V25H154ZM156 23H158L159 27H158V25H156ZM178 23H179V24H178ZM199 23H200V24H199ZM246 23H247V21H246ZM7 24H8V25H7ZM24 24H25V25L28 24V25H26L27 28H25V25H24ZM113 24H114V25H113ZM118 24H119V26H116V25H118ZM138 24H139V25H138ZM160 24H162V25H161L162 28L160 27ZM169 24H170V23H169ZM169 24H168V25H169ZM175 24H177V25H179V26H176ZM201 24H203L204 28H201V27H202ZM204 24H205V25H204ZM214 24H215V25H214ZM229 24H231V22H230ZM238 24H239V25H238ZM258 24L260 25V28H258V26H259ZM11 25H10V26H11ZM20 25H21V26H20ZM48 25H50L51 28H52V27H54V28H53V29H50V26L48 27ZM86 25H87V27H86V28H83V27L86 26ZM89 25H90V26H89ZM95 25H96V24H95ZM143 25H144V26H143ZM163 25H165V26H163ZM181 25H182V26H181ZM198 25H199V26H198ZM200 25H201V26H200ZM212 25H213V29H212ZM222 25H223V27H221ZM224 25H225V26H224ZM226 25H227L228 27L231 26V28H229V29L226 28ZM236 25L240 26V28H239L238 26H236ZM257 25H258V26H257ZM22 26H24L23 29H22ZM107 26H108V27H107ZM113 26H114V27H113ZM122 26H123V27H122ZM126 26H127V27H126ZM130 26H133V27L131 28ZM134 26H136V27H135L136 29L134 28ZM140 26H142L143 28L140 27ZM145 26H146V27H145ZM147 26H149V27H147ZM151 26H152L153 30H155V31H156L157 29L161 28V30L159 29V32H156L157 35L155 34V32H153V31H151V30H148V31H147V29H148V28L150 29ZM155 26H156V29H155ZM197 26H198L199 28H197ZM214 26H215V28H214ZM218 26H219V27H218ZM19 27H20V30H18ZM89 27H91V28H89ZM99 27H101V28H100L101 30H99ZM115 27H116V28H115ZM117 27H119V28H123V29L126 28V30H127V29H128V30L126 31L125 29H124V30H123V29H119V28L117 29ZM144 27H145V28H144ZM157 27H158V28H157ZM163 27H164V28H163ZM236 27H237V28H236ZM32 28H33V30H32ZM60 28H61V27H60ZM102 28H104V29H102ZM105 28H106V29H105ZM112 28H113L114 30H113ZM146 28H147V29H146ZM152 28H151V29H152ZM183 28H184V27H183ZM205 28H206V29H205ZM210 28H211V30H210ZM216 28H217V29H216ZM219 28H220V30H221L222 28H224V29L226 28V30H224V31H226L227 34L229 33V34H233V35H234V33L236 34V32H237V35H238V36H237V35H234V37H233V36H231V35L228 34V35H229V37H228V35H227L226 33L224 34L223 29H222V34H220L221 32H219V31H220ZM46 29H47V33H46ZM48 29H49L50 31H49ZM54 29H55V30H54ZM94 29H93V31H94ZM109 29H110V31H109ZM111 29H112V30H111ZM131 29H132V30H131ZM172 29H173V28H172ZM197 29H198V30H197ZM227 29H228V30H227ZM234 29H235V31H234ZM242 29H246L245 32H247V33L244 34V31H243L242 33H240V32L242 31ZM37 30H38V32H40L39 34H41V33L43 32L42 34L45 33V35H46L47 37L50 36L51 34H52V35L50 36V38H49V37L47 38V39H48V41H47V39H45V40L43 39L44 37L46 38L45 35H42V34H41V35H39V34L37 35V32H35V31H37ZM53 30H54V31H53ZM104 30H108V31H106V32H108V33H106ZM116 30H117L118 32H115ZM120 30H122L121 33H123V32L125 31L126 33L128 32V33L131 34V32H132V34H134V36L137 35V38L135 37V38H134L135 40L133 41V39H131V37H129V36H131L132 34H131V35H130V34H128V35L126 34V37H129V39L127 40L128 42H127V41L124 42V38H125V37H124V35H125L124 33H125V32H124L123 34H121V33H120ZM136 30H137L136 33H139V34H136V33L133 32V31H136ZM138 30H139V31H138ZM144 30H145V32H144ZM162 30H164V31H162ZM206 30H207V31H206ZM209 30L211 31L212 34H210ZM218 30H219V31H218ZM229 30H230V31H229ZM232 30H233V31H232ZM239 30H241V31H239ZM248 30H249V31L252 30V31H250L251 34H250V33L248 34V32H249ZM261 30H262V33H260ZM18 31H22V33H19ZM26 31H27V33H26ZM32 31H33V33H32ZM78 31H79V32H78ZM80 31H82V33H81ZM111 31H113V32H111ZM129 31H130V32H129ZM142 31H143V32H142ZM149 31L152 32V33H151L152 35L150 34ZM157 31H158V30H157ZM161 31H162V32H161ZM168 31H169V32H168ZM198 31H199V33H198ZM201 31H202V32H201ZM212 31H213V32H212ZM214 31H215V32H214ZM227 31H229V32H227ZM231 31H232L233 33H230ZM1 32H0V33H1ZM3 32H4V33H3ZM56 32H60V33H56ZM75 32H76V33H75ZM77 32H78V33H77ZM164 32H165L166 34H163ZM185 32H186V33H185ZM203 32H204V33H203ZM205 32H207V33H205ZM208 32H209V33H208ZM24 33H26V34L24 35ZM34 33H35V34H34ZM50 33H51V34H50ZM109 33H110V35H108ZM111 33H112L113 35H112ZM114 33H115V34H114ZM116 33H117V34L120 33V34L117 35ZM148 33H149V34H148ZM158 33H159V34H158ZM187 33H189V34L187 35ZM200 33H202V34H200ZM215 33H216V34H215ZM20 34H21V35H20ZM28 34H29V35H28ZM47 34H48V35H47ZM81 34H83L84 36H83V35L81 36ZM142 34H143V35H142ZM145 34H146V35H145ZM167 34H168V36H167ZM169 34H170V35H169ZM183 34H185V35H183ZM199 34H200V35H199ZM239 34H240V35H239ZM53 35H54V36H53ZM59 35H60V36H59ZM120 35H121V36L123 35V36H122V40L120 39V40L122 41L121 44L119 43V42H120V41H119V36H120ZM144 35H145V36H144ZM148 35H149V36H148ZM158 35H159V36H158ZM162 35H163V36H162ZM164 35H166V36L164 37ZM175 35H178V34H175ZM198 35H199V37H198ZM203 35H206V36H203ZM213 35H214V37H213ZM223 35H225V36H223ZM243 35H246V36L249 35V37L251 36L250 38H252V39L248 38V36L245 37V36H243ZM4 36H5V37H4ZM20 36H22V38H23V37H24V38L27 37L28 40H27V38H26V40L24 39L25 41H22V39L20 38ZM33 36H34V37H33ZM37 36H38V38H37ZM42 36H44V37L42 38ZM62 36H63V35H62ZM73 36H75V35H73ZM108 36H110V38H109ZM115 36H117V37H115ZM134 36H132V38H133ZM140 36H139V37H140ZM155 36H156V37H155ZM160 36H162L163 38L160 37ZM169 36H170V37H169ZM209 36L213 37V41H212V38L209 37ZM221 36H222V37H221ZM263 36H264V35H263ZM29 37H30V38H29ZM35 37H36L39 41L36 40ZM39 37H40V38H39ZM51 37H54V38H53L54 40H53ZM55 37H56V38H55ZM111 37H112V38H111ZM114 37H115V38H114ZM148 37L150 38V40H148V39H149ZM151 37H152V39H151ZM154 37L156 38V39H154L155 42H154V40H153ZM157 37H158V38H157ZM168 37H169L170 39H169ZM204 37H205V39H204ZM206 37H207V39H206ZM208 37H209V38H208ZM220 37H221V38H220ZM224 37H226V38L228 39V41H225V40H227V39H225ZM230 37H232L231 40L229 39ZM236 37L239 39V41H237V38H236ZM241 37H242L243 39H241ZM1 38H2V39H1ZM34 38H35V39H34ZM58 38H59V40H57ZM116 38H117V40H116ZM120 38H121V37H120ZM161 38H162V39H161ZM164 38H165V39H164ZM189 38H190V39H189ZM200 38H202V39H200ZM13 39H15V40H13ZM31 39H33V40H31ZM40 39H43V40H42L43 42L40 41ZM50 39L52 40V42H51ZM82 39H83V40H82ZM88 39H89V38H88ZM104 39H107L106 41H108V42L105 41L106 43H104V42H103ZM112 39H113V40L115 39V40H114V41H115V42H114V45L111 44V43H113V42H112V41H113ZM126 39H127V38H126ZM126 39H125V40H126ZM130 39H131V40H130ZM157 39H159L160 41L157 40ZM198 39H199V40H207V41L209 40V41H208V43H207V41H198ZM218 39H219V40H218ZM222 39H223V40H222ZM234 39H235L236 41H235ZM245 39H246L247 41H245ZM16 40L18 41L19 44H21V43H23V42L25 43L26 41H28V42L25 43V44H27L26 46H25L24 43H23V45L21 44L22 46L20 45V46L18 47V43H17ZM34 40H35V41H34ZM49 40H50V41H49ZM55 40H56V41H55ZM109 40H112V41H109ZM144 40H145V41H146V40L149 41L148 43H147V42H146V43H147V45L150 43V44H149L150 46H149V45L147 46L146 43L143 42ZM151 40H152V42H150ZM156 40H157V41H156ZM165 40H166V41H165ZM167 40H168V41H167ZM171 40H173L174 42L171 41ZM176 40H177V42H176ZM186 40H187V41H186ZM188 40H189V41H188ZM229 40H230V41H229ZM250 40H251V41L253 40V41L251 42ZM12 41H13L14 43H12ZM19 41H20V42H19ZM32 41H33V42H32ZM45 41H46V42H45ZM53 41H54L55 44L53 43ZM62 41H63V40H62ZM162 41H163V42H162ZM178 41H179V42H178ZM185 41H186V42H185ZM193 41H194V46L192 45ZM210 41H211V42H210ZM217 41H218V42H217ZM222 41H224V42H222ZM231 41H233V43H232ZM37 42H38V43H39V42H40V43L42 42V43H41L42 46L39 45ZM57 42H58V43H57ZM123 42H124V43H123ZM132 42H131V43H132ZM141 42H143L144 44L142 43V45H139V44H141ZM156 42H157V43H156ZM167 42H168V43L170 42V43L168 44ZM171 42H173V44H172ZM175 42H176V43H175ZM199 42H200V43L203 42V43H202L203 46L200 44L202 47H201L200 45H198ZM212 42H213V43H212ZM230 42H231V43H230ZM236 42H237V43H236ZM239 42H241V44H240ZM242 42H243V43H242ZM247 42H248L249 44H248ZM250 42H251V43H250ZM15 43H16V44H15ZM43 43H44V44H43ZM45 43H46V44H45ZM59 43H60V44H59ZM154 43H155V45H156L157 47L154 45ZM160 43H161V44H160ZM174 43H175L177 46H176ZM179 43H181L183 46H182L181 44H179ZM184 43H185V44H184ZM226 43H228V44H226ZM234 43H235L236 45H235ZM246 43H247V45H246ZM252 43H253L254 46L252 45ZM258 43H259V42H258ZM263 43H264V41H263ZM11 44H15V46L12 45L13 48H12V51L10 52L9 50H11V48H10ZM95 44H96V45H95ZM108 44H109V45H108ZM118 44H119V45H118ZM151 44H152V45H151ZM166 44H167V45H166ZM204 44H205V45H204ZM208 44H209V45H208ZM214 44H215V46H212V45H214ZM221 44H222V45H221ZM224 44H225L226 46H225ZM239 44H240V45H239ZM5 45H9L8 48H7V46L5 47ZM16 45H17V46H16ZM53 45H55V48H54ZM56 45H57L58 47H57ZM60 45H61V46H60ZM87 45H88V46H87ZM92 45H93V46H92ZM98 45H99V47H98ZM107 45L110 46V47H108ZM126 45H127V46H126ZM159 45H160V48H159ZM165 45H166V46H165ZM169 45H171L172 47L169 46ZM173 45L176 47V49H174L175 47H174ZM179 45H180V46H179ZM184 45H185V46H184ZM210 45H211L213 48H212ZM229 45H230V46H229ZM251 45H252V46H251ZM79 46H80V48L82 47L81 44H80ZM100 46H101V47H100ZM102 46H103V47H102ZM111 46H112V47H111ZM115 46H116V47H115ZM121 46H122V47H121ZM144 46H145V47H144ZM154 46H155V48H154ZM162 46H163V47H162ZM181 46H182V47H181ZM186 46H187V47H186ZM188 46L191 47V48H189ZM220 46H221V47H220ZM222 46H224V47H222ZM238 46H239V48H238ZM240 46H243V47H240ZM249 46H250V47H249ZM255 46H256L257 49L255 48ZM17 47H18V48H17ZM20 47H22V48H20ZM43 47H44V48H43ZM59 47H60V48H59ZM84 47H83L82 49H84ZM92 47H93V48H92ZM107 47L110 48V49H107ZM141 47H142V48L144 47V48L142 49ZM151 47H152V48H151ZM167 47H169V49H170L171 51H173V53H174V50H177V51H175V55H173V54L170 52L169 49L166 50L165 48H167ZM173 47H174V48H173ZM178 47H179V49H178ZM185 47H186V49H185ZM197 47H199V48H198L199 50L197 49ZM205 47H206V49L208 50V52L205 51ZM209 47H210V48H209ZM225 47H228V48L225 49ZM244 47H245V48H244ZM252 47H254L255 50L258 51V54L256 53L257 51H255L254 48H252ZM261 47H262V48H261ZM23 48H24L25 50H24ZM48 48H50V49L48 50ZM51 48H53V50H52ZM95 48H96V49H95ZM97 48H98V49H97ZM115 48H116V49H115ZM122 48H124V49H126V50H124V49H122ZM128 48H130V49H128ZM147 48H149V49H147ZM150 48H151V49H150ZM157 48H159V49L162 48V49L159 50V49H157ZM163 48H164V50H163ZM187 48H188L189 50H188ZM193 48H194V49H193ZM200 48H202V49H200ZM215 48H216V49L218 48V49H217L218 51H217ZM219 48H220V49H219ZM223 48H224V49H223ZM231 48H232V49H231ZM251 48H252L253 50H252ZM18 49H20V50H18ZM82 49H81V51H82ZM94 49H95V50H94ZM101 49H103V50H101ZM121 49H122V51H119V50H121ZM153 49H154L155 51H157V52H154V55H155V56H153V52H151ZM156 49H157V50H156ZM173 49H174V50H173ZM180 49H184V51H185L187 54H186L185 52H182L183 50L180 51ZM190 49H192V50H190ZM196 49H197V50H196ZM209 49H210V50L212 49L211 51H213V52H211ZM227 49H229V50H227ZM233 49H234V50H233ZM262 49H263V50H262ZM1 50H0V52H1ZM87 50H86V52H87ZM97 50H99V51H97ZM106 50H107V51H106ZM112 50H113V51H112ZM131 50H132V51H131ZM154 50H153V51H154ZM168 50H169V51H168ZM202 50H203V51H202ZM226 50H227V51H226ZM231 50H232V52H231ZM238 50H239V51H238ZM242 50H243V51H242ZM244 50H245V51H244ZM249 50L251 51V53H250ZM14 51H15V52H14ZM16 51H17V52H18V51H19V52L21 51L22 53H21V52H20V53H19V52L17 53ZM24 51H25V52H24ZM56 51H57V50L54 51L55 54H53L54 56H52V58H54V59H55L56 57L58 58V56H59V55L57 56V54H59V53L56 54ZM58 51H59V50H58ZM58 51H57V52H58ZM63 51L60 50V52H61L60 54H61V55H62ZM93 51H94V52H93ZM100 51H102V52H100ZM108 51H109V52H108ZM123 51H125V52L123 53ZM128 51H130V52H128ZM149 51H150V52H149ZM159 51H165L167 54L164 52V56H163V53H161L162 56H160L161 54H160ZM189 51H191L192 53H191V52L189 53ZM198 51H199V54H198ZM221 51H222L223 53H220ZM229 51H230L231 53H230ZM233 51H234V52H233ZM235 51H236V52H235ZM252 51H254V52H252ZM9 52H10V54H9ZM13 52H14V53H13ZM112 52H115V53H112ZM133 52H134V53H133ZM158 52H159V53H158ZM176 52H177V55L179 54L178 56L176 55ZM178 52H179V53H178ZM202 52H206L207 54H206V53H202ZM209 52H210L212 55H211ZM215 52H216V53H215ZM225 52H226L227 55L224 54ZM227 52H228V53H227ZM245 52H246V54H248V52H249V53L252 55V57L246 55ZM259 52H260V53H259ZM11 53H12V54H11ZM64 53H65V52H64ZM126 53L129 54V55H130V53H131V55L128 56V55H126ZM132 53H133L134 55H133ZM148 53H149V54H148ZM156 53L158 54V56L156 55ZM169 53H170V54H169ZM180 53H181V56H180ZM184 53H185V54H184ZM213 53H214L215 55H214ZM233 53H236V54L238 53V55H240V56L235 55V54H233ZM239 53H240V54H239ZM241 53L243 54V56H241V55H242ZM252 53H253V54H252ZM254 53H255V54H254ZM14 54H16V56H14ZM18 54H19V55H18ZM20 54H21V56H20ZM22 54H23V55H22ZM96 54H97V55H96ZM165 54H166V55H165ZM171 54H172V55H171ZM191 54H195V55H193V56H196V54H197L198 56H197V58L194 57V58H195V59H194L193 56L191 57ZM230 54H231L232 56H230ZM7 55H8V57H7ZM9 55H12V56H11L12 58H11ZM17 55H18V56H17ZM55 55H56V56H55ZM61 55H60V56H61ZM87 55H88V54H87ZM87 55H86V56H87ZM151 55H152V56H151ZM182 55H184V57H183ZM199 55H201V56H199ZM207 55H208L209 57H208ZM218 55H219V56H218ZM223 55H225V56H223ZM233 55H235V56H233ZM244 55H245V56H244ZM255 55H256L257 57H256ZM259 55H260V57H259ZM63 56L65 57L66 55H63ZM63 56H62V57H63ZM112 56H113V55H112ZM150 56L153 57V58L150 59ZM173 56H174V58H173V61H172L171 57H173ZM175 56H176V57H175ZM179 56H180V57H179ZM210 56H212V57L215 56V57H214V58H215V61H214V58H212V57H210ZM217 56H218L219 58H218ZM227 56H228V57H227ZM237 56H238L239 60H238ZM2 57H3V60H4V61L2 60ZM13 57H14V58H13ZM21 57H22V58H21ZM104 57H105V56H104ZM200 57H201V58H200ZM202 57H203V58H202ZM222 57H223V58L225 57L226 59H227V58H228V59H227V60H226V59H224V60L222 59V60H221L220 58H222ZM229 57H230V58L232 57V58L229 59ZM241 57H242V58H241ZM8 58H9L10 60H9ZM50 58H51V57H50ZM52 58H51V59H52ZM125 58H124V59H125ZM148 58H149V59H148ZM158 58H157V60H158ZM166 58H165V59H166ZM188 58H191V59L189 60ZM199 58H200V59H199ZM216 58H217V59H216ZM255 58H256L258 61H257ZM5 59H6L7 61H6ZM15 59H17V60H15ZM18 59H19V62H18ZM54 59H52V60H53L52 62H54ZM59 59H60V58H59ZM132 59H133V60H132ZM134 59H135V61H134ZM174 59H175V60H174ZM196 59H197V61H196ZM202 59H203V60H202ZM205 59H206V60H205ZM210 59L212 60V62H211ZM234 59L236 60L235 63H234ZM242 59H243V60H242ZM247 59H249V61H248ZM251 59H253L254 61H253V60L251 61ZM259 59H261V61H260ZM1 60H2V61H1ZM88 60H89V58H88ZM94 60H95V57H94L93 61H92V59H90V60L88 61V63H90V61H91V62H94ZM161 60L164 61V63L162 62V64H165L166 60H164V59H161ZM167 60H168V59H167ZM199 60H200V61H199ZM217 60H218V62H221V64L218 63V62H216ZM255 60H256V61H255ZM14 61H15V62H18V63H16V64L14 65V63H15ZM131 61H133V62H135V63H132ZM194 61H195V63H194ZM204 61H206V62H204ZM222 61H223V62H226V61H227V62L223 64ZM228 61H229V62H228ZM237 61H238V62H237ZM243 61H244V62L246 61V62L244 63ZM250 61H251V62H250ZM8 62H10V63H8ZM11 62H12V63L14 62V63L11 64ZM20 62H21V63H20ZM52 62L50 63L51 65H52ZM141 62H142V61H141ZM153 62H154V61H153ZM155 62H157V61H155ZM158 62H160V60H159ZM168 62H169V61H168ZM178 62H177L176 64H178ZM187 62H189L190 64L187 63ZM192 62H193V64H191ZM197 62H198L199 64H197ZM200 62H203V63L200 64ZM213 62L215 63V66H216V67L214 66V64H212ZM231 62H232L233 65L231 64ZM236 62H237L238 64H237ZM248 62H249L250 65L248 64ZM256 62H259V63L257 64ZM19 63L22 64V65H24V66H25V65H27V66H26V67H24V66H22V65L20 66ZM94 63H95V62H94ZM160 63H161V62H160ZM175 63H173V64H174L175 66H177ZM216 63H217V64H216ZM227 63H228V64H227ZM229 63H230V65H229ZM239 63H240V64H239ZM243 63H244V64H243ZM246 63H247V64H246ZM253 63H254V64H257V65H254ZM261 63H262V64H261ZM18 64H19V65H18ZM53 64H54V63H53ZM152 64H153V63H151V65H152ZM186 64H188L189 66L186 65ZM234 64H235V65H234ZM236 64H237L241 69H240L239 67H238V69H236V66H237ZM241 64H242V65H241ZM252 64H253L254 66H252ZM9 65H10L11 67H9ZM16 65H17V66H16ZM41 65H42V64H41ZM55 65H56V63L54 64V66L52 65L53 67L51 68V69H52L51 71L56 70V71L53 72V76H51L50 71H48V70H50V68L47 69V71H48V73L50 74V76L52 77V79H53L54 75H55V77H56V74L58 73V70H57V68L55 67ZM165 65H166V64H165ZM184 65H185V66H184ZM212 65H213V67H212ZM220 65H221V66H220ZM222 65H223L225 68H224ZM225 65L228 67V69H226V66H225ZM231 65H232V67H231ZM245 65H246L247 67L249 66L248 68H250V67L252 66V67H251L252 70H251V69H250V70L247 69V67H246ZM13 66H14V67H13ZM29 66H30V67H29ZM33 66H35V68H34ZM43 66H45V64H43V65L40 66V67L38 66V67L41 68V67H43ZM229 66H230V67H229ZM233 66H235V67H233ZM242 66H243V67H242ZM255 66H256V67L258 66L259 68L257 67V69L260 70V71L256 70V67H255ZM8 67H9V68H8ZM20 67H21V68H20ZM22 67H24V68H22ZM28 67H29V69H32V70H29ZM32 67H33V68H32ZM46 67H47V66H46ZM183 67H178V70H181ZM186 67H185V69L183 68L184 71H186ZM188 67H189V68H188ZM214 67H215V68H214ZM221 67H222V69H217V68H221ZM244 67L246 68V70H245ZM16 68H17V69H16ZM18 68H19V70H18ZM44 68H45V67H44ZM44 68H42V69H44ZM179 68H181V69H179ZM230 68H231V69H230ZM242 68H243L244 71L246 72V73L242 72V73H244V74H248V73H247V70H248V72L251 71V73L248 74L251 78H250L248 75H246L247 78H246V77H243V76H245V75L241 74V72H240V74H241V76L243 75V76H242L243 79L241 78L240 74L238 75L239 70L241 71ZM9 69H10V70H9ZM24 69H25V70H24ZM33 69H36V70H35L36 72H34ZM209 69H210V70H209ZM224 69H225V70H224ZM254 69H255V71H253ZM16 70L19 71V72L17 73ZM206 70H207V71H206ZM208 70H209V71H208ZM221 70H222V71H221ZM223 70H224V71H223ZM226 70H227V71H226ZM228 70H232L233 72H232V71H228ZM236 70H238V72L235 73ZM24 71H31V72H29L30 74H29L28 72H25V73L28 74V75L24 74V75H25V76H24V75H23ZM38 71H39V69H38ZM40 71H41V73H42V72H43V73H46L45 71H42L41 69H40ZM40 71H39V72H40ZM252 71H253V74H254V75H252ZM262 71H263V72H262ZM11 72H12V73H11ZM33 72H34V73H33ZM56 72H57V73H56ZM206 72H207V73H206ZM215 72H216V73L218 72V73L216 74ZM223 72H224V73H223ZM229 72H231L230 75H228ZM254 72H255V73H254ZM257 72H258V74H257ZM259 72H260V73H259ZM37 73H38V72H37ZM220 73H221V75L223 74L222 76L220 75L221 78H220V76H218V77L216 76V75H218V74H220ZM232 73H233V76L236 75L234 78H235L236 80H239L242 86H243L244 84H245V86L242 87V86L240 85V86L238 87L239 82L236 81V80H234L233 76H231ZM234 73H235V75H234ZM13 74H14V75H13ZM15 74H16V75H15ZM38 74H39V73H38ZM49 74H47V75H49ZM224 74H225V75H224ZM226 74H227V75H226ZM259 74H260V77H259ZM261 74H262V77H261ZM21 75H23V76H22V79H23V80L21 79ZM251 75H252V76H251ZM257 75H258V76H257ZM11 76L9 75V77H11ZM26 76H29V78H31V80H30L28 77H27L28 79L25 78V80H24V77H26ZM32 76H35V74L32 75ZM215 76H216V77H215ZM44 77H45V76H44ZM222 77H224V79H223ZM237 77H238V79H237ZM239 77H240L241 79H239ZM255 77H256V78H255ZM49 78H50V77H49ZM218 78H220V79H218ZM244 78H245V79H244ZM252 78H253V79H252ZM259 78H260V79H259ZM9 79H11V78H9ZM12 79H11V80H12ZM45 79H47V81L44 80V81L46 82V84H48V82L50 83V82L53 81V80H52V81H48V80H51V79H48L47 76L45 77ZM217 79H218V80H217ZM221 79H222V81H220ZM229 79H230V80H229ZM247 79H248V81H247ZM250 79H252V80H250ZM256 79H257V80H256ZM38 80H39V79H38ZM213 80H212V81H213ZM242 80H243V81H242ZM255 80H256L257 82H256ZM15 81H14V82H15ZM25 81H26V83H25ZM28 81H29L31 84L34 85V88H35V89L33 88V85H31ZM42 81H43V78H42ZM44 81H43V83L45 84ZM234 81H235V82H234ZM249 81H251V82L253 81L252 83L250 82L253 86H252L251 84H250V85H247V83H248ZM254 81L256 82L255 84L258 85V89L256 88L257 86H255ZM208 82H209V81H208ZM243 82H244V83H243ZM12 83H13V81H12ZM12 83H11V81H10V83H9L8 85H12ZM225 83H222V85L224 84L223 86H221V84H219V86H220L221 88H224V87H225ZM228 83H227V84H228ZM27 84H28V85H27ZM215 84H216V83H215ZM227 84H226V86H227ZM236 84H237V85H236ZM248 84H249V83H248ZM262 84H263V85H262ZM18 85H19V86H18ZM29 85H30V87H29ZM234 85H235L237 88H235ZM259 85H260V89L263 88L262 90L259 89ZM31 86H32V87H31ZM248 86H249V87H248ZM250 86H251V87H250ZM254 86H255V87H254ZM261 86H263V87H261ZM15 87H16V88H17V87H18V88L21 87V88H20V89H18V88L16 89ZM227 87H228V86H227ZM227 87L224 88V89H225V90L228 92V94H229V93H230L229 90H231L232 88H230V89L228 88V89H227ZM245 87H248L247 89H248L249 92L247 91V89H246ZM11 88H12V89H11ZM239 88H241V90H240ZM242 88H244V89H242ZM251 88H252L253 90H252ZM255 88H256L258 91H257ZM6 89H5V91H7ZM237 89H238V90H237ZM26 90H27V89H26ZM26 90H25V91H26ZM232 90H233V89H232ZM242 90H243V91H242ZM250 90H251V91H250ZM28 91H30V90H28ZM226 91H225V92H226ZM245 91H247V93H248L249 95L247 94V96H246ZM261 91H262V92H261ZM40 92H41V91H40ZM14 93H15V91H14ZM41 93H42V92H41ZM41 93H40V94H41ZM231 93L234 94L233 91H231ZM238 93H235V96H236L235 98H239V97H237V96H239V95H236V94H238ZM259 93H260V94H259ZM15 94H16V93H15ZM232 94H231V96H232ZM258 94H259V95H258ZM15 96H16V95H15ZM39 96H40V95H39ZM256 96H255V97H256ZM260 96H261V97H260ZM233 97H234V95H233ZM233 97H232V98H233ZM251 97H250L249 99L247 98V99L249 100V102H252L254 99L256 100V98H254V97H252L253 99L251 100ZM235 98H234V99H235ZM260 98H261V99H260ZM248 100H247V101H248ZM259 100H258V101L256 100V101H255V104L257 103V104H258V105H257V108H258V109H261V105L259 104V103H261V102H259ZM249 102H248V103H249ZM258 102H259V103H258ZM250 104L253 105V104H254V101H253L252 103H249V105H250ZM262 104H263V103H262ZM252 105H251V106H252ZM259 105H260V106H259ZM254 106H256V105H254ZM263 106H264V104L262 105V109H261V110H263V108H264ZM25 107H26V106L22 105L21 109H22V108L25 109ZM252 107H253V106H252ZM26 109H27V107H26ZM263 113H264V111H263ZM12 115H13V114H12ZM4 116H5V114H4ZM13 116H15V115H13ZM13 116H12V117H13ZM0 123H1V120H0ZM2 123H4V122L2 121ZM15 123L17 124L16 126H19V125L21 124V123H20V124L18 125V122H15ZM2 125L7 126L6 124H2ZM12 125H13V123H11L10 126H12ZM21 125H22V124H21ZM21 125H20V126H21ZM8 126H9V125H8ZM16 126H15V129L19 131V128L21 129V127L18 128V127H16ZM3 127H4V126H3ZM12 127H13V126H12ZM12 127H7V128H8V130H11V131L14 130V131H16L15 129H13L14 127H13V128H12ZM0 128H1V126H0ZM4 128H5V127H4ZM7 128H5V130H7ZM9 128H10V129H9ZM11 128H12V129H11ZM2 130H3V131H0V135H1V132H4V131H5L3 128H2ZM0 139H1V136H0ZM0 144H1L0 147H2V143H0ZM1 173H2V172L0 171V174H1ZM1 176H2V175H0V181L2 180V179H1L2 177H1ZM0 184H2V183H0ZM4 189H5V188H4ZM6 189H7V188H6ZM6 189H5V191H6ZM5 191L3 190L2 187H0V195H1L2 198H6L5 195H3V194L6 193ZM7 191H9V190H7ZM1 192H4V193H1ZM7 193L10 195V192H7ZM7 193H6V194H7ZM8 194H7V195H8ZM9 195H8V196H9ZM3 196H4V197H3ZM8 196H7V198H8ZM9 197H10V196H9ZM14 198H15V197H14ZM15 199H16V198H15ZM16 200H19V199H16ZM8 208H9V207H8ZM10 209H11V208H10ZM10 209H9V210L5 209V212L7 213L6 215L8 216V215L10 214V216L7 217L9 220H10L11 217H12V213H9V212H10ZM11 211H12V209H11ZM9 217H10V218H9Z\"/></svg>",
	"mask_w": 264,
	"mask_h": 264
}]
</instances>
